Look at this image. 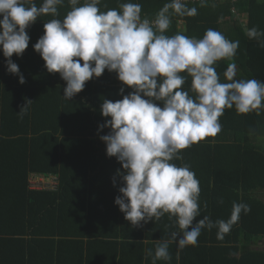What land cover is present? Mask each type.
Wrapping results in <instances>:
<instances>
[{
	"label": "trees",
	"instance_id": "1",
	"mask_svg": "<svg viewBox=\"0 0 264 264\" xmlns=\"http://www.w3.org/2000/svg\"><path fill=\"white\" fill-rule=\"evenodd\" d=\"M35 2L39 6L42 0ZM128 2L142 6V19L155 20L170 0H102L98 7L106 11ZM186 6L197 8V14L179 16L170 10L165 35L199 39L211 28L230 41L238 40L235 56L214 65L220 81L225 82L223 73L229 63L240 71L235 79L264 81V48L246 34L254 26L264 31V0ZM57 7V16L43 15L26 29L27 49L11 57L25 83L6 70L0 51V264H153L147 250L154 254L161 240L169 241L171 260L156 264H264V251L253 248L264 238V206L252 194L264 187V150L252 141L256 135L247 136L260 126L256 112L238 114L233 107L228 109L235 115L231 118L226 108L216 136L181 150L182 159L171 161L178 167L188 165L199 180L197 220L208 216L213 222L227 221L234 202L251 208L247 214L241 212L222 240L217 239V228H205L195 246L178 250L170 233L180 230L168 214L133 226L114 203L123 186L117 169H123L115 157L106 155L100 136L111 129L98 128L110 117H103L100 109L105 99L115 102L133 90L105 69L67 100L63 97L66 81L59 73H49L33 48L44 34V23L62 20L71 10L68 0ZM237 14H245L246 22ZM179 22L185 24L183 32ZM190 87L187 76L182 88ZM26 100L32 102L21 119L17 112ZM156 103L162 107V102ZM31 173L57 176L58 189H29Z\"/></svg>",
	"mask_w": 264,
	"mask_h": 264
},
{
	"label": "clouds",
	"instance_id": "2",
	"mask_svg": "<svg viewBox=\"0 0 264 264\" xmlns=\"http://www.w3.org/2000/svg\"><path fill=\"white\" fill-rule=\"evenodd\" d=\"M100 2L68 0L71 10L62 20L44 23V34L33 45L34 50L49 73H59L66 81L63 97L67 100L105 69L115 72L118 80L133 90L121 100L103 101L101 115L110 119L98 128L111 129L100 139L106 145V155L122 165L123 171L117 169L116 175L123 186L114 203L125 220L137 226L168 214L180 230L170 233L178 250L195 246L205 228H217V239L222 240L241 212L251 211L250 206L234 202L227 221L213 222L208 216L197 220L199 180L188 165L178 167L171 161L182 159L181 150L216 136L226 108L234 107L238 114L255 111L259 116L264 112V81L235 79V63H229L223 73L226 82L220 81L214 65L235 56L238 40L230 41L211 28L199 39L179 33L165 35L171 23L170 10L179 16L197 14V8L187 7L186 0L165 3L154 21L141 19L138 3L101 11ZM63 3L42 0L37 6L35 0H0V51L6 58V70L19 76V83L25 79L11 57H19L27 49L30 37L26 29L43 15L57 16V6ZM246 34L264 48V31L254 26ZM182 73L191 77L189 90L182 88L187 79ZM31 102L26 100L17 112L21 119ZM156 102H162V107ZM168 249L169 241L161 240L154 254L149 249L147 255L153 264L168 261Z\"/></svg>",
	"mask_w": 264,
	"mask_h": 264
},
{
	"label": "crops",
	"instance_id": "3",
	"mask_svg": "<svg viewBox=\"0 0 264 264\" xmlns=\"http://www.w3.org/2000/svg\"><path fill=\"white\" fill-rule=\"evenodd\" d=\"M234 14V13H233ZM238 18L240 19V21L242 23H245L246 22V15L245 14H237ZM178 26H179V31L180 32H183L184 31V26L185 24L183 22H179L178 23ZM240 71L237 69V75H239ZM236 75V76H237ZM226 82V81H225ZM228 110V109H227ZM226 110V111H227ZM225 112V111H224ZM226 115H228L229 117H233L235 116L234 113L232 112V110H228ZM259 120H260V126L258 128H256L255 130H253L254 132L252 133H247V136L248 138H252V136L256 135V139L252 140L255 142L256 146L263 149L264 150V112H262L259 116ZM258 129V130H257ZM258 131V132H257ZM257 132V133H256ZM31 174H37V173H31ZM30 175V174H29ZM253 196L254 198L259 201L263 206H264V187L263 188H260V189H255L253 191ZM253 248L255 250H261V251H264V238L261 239L259 242H257Z\"/></svg>",
	"mask_w": 264,
	"mask_h": 264
},
{
	"label": "built area",
	"instance_id": "4",
	"mask_svg": "<svg viewBox=\"0 0 264 264\" xmlns=\"http://www.w3.org/2000/svg\"><path fill=\"white\" fill-rule=\"evenodd\" d=\"M207 1L209 2L228 1L233 4L237 0H186V4H198V3H204ZM234 12L235 11L232 10V13ZM149 21H154V20H149ZM28 187L31 190L56 191L58 189V178L55 175L30 174L28 176Z\"/></svg>",
	"mask_w": 264,
	"mask_h": 264
}]
</instances>
